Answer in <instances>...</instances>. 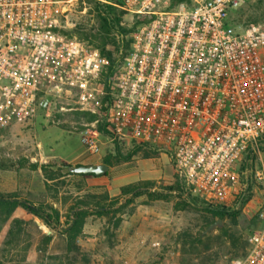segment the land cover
<instances>
[{"label": "built area", "instance_id": "2783aa9c", "mask_svg": "<svg viewBox=\"0 0 264 264\" xmlns=\"http://www.w3.org/2000/svg\"><path fill=\"white\" fill-rule=\"evenodd\" d=\"M76 1L0 0V139L74 98L85 156H164L187 198L252 213L225 264H264V27L229 28L255 0H94L131 18L110 58L61 32Z\"/></svg>", "mask_w": 264, "mask_h": 264}, {"label": "rangeland", "instance_id": "374dc122", "mask_svg": "<svg viewBox=\"0 0 264 264\" xmlns=\"http://www.w3.org/2000/svg\"><path fill=\"white\" fill-rule=\"evenodd\" d=\"M95 3L77 0L67 17L61 19V32L92 47L99 44L103 35L99 33ZM130 20L129 15L123 16L121 27L129 30ZM257 25L264 27V0H255L230 14L232 31ZM120 35L114 31L107 36L106 51L125 47L129 34L122 35V43L115 39ZM73 101L65 97L62 111L49 119L38 113L31 122L15 127L0 139V195L52 207L59 213L60 226L47 227L19 206L0 207V264L27 260L44 264H225L242 254L245 238L255 224L252 213H240L222 222L221 228L204 233L216 219L201 203L193 205L183 194L166 190L174 186L173 171L164 156L151 154L146 148L109 168L103 184L86 181L87 177H79V182L74 181L75 177H65L46 183L39 169L31 170L32 164L59 167L68 164L57 159L69 161L76 157L78 164L71 166L101 163L110 155V149L104 147L100 156H85L78 132L92 117L75 110ZM117 147L126 156L135 146ZM146 183L152 184L150 192L166 198L153 200L143 195L125 206L119 189ZM118 198L107 217H98L88 209L79 226L77 247L69 245L63 231L74 220L68 217L70 208L78 202L88 205L84 209L93 208ZM13 222L19 226H13ZM45 237L50 240L45 241ZM34 244L36 254L29 252Z\"/></svg>", "mask_w": 264, "mask_h": 264}, {"label": "trees", "instance_id": "16d2710c", "mask_svg": "<svg viewBox=\"0 0 264 264\" xmlns=\"http://www.w3.org/2000/svg\"><path fill=\"white\" fill-rule=\"evenodd\" d=\"M95 12L97 16V21L99 25V33H101L103 36L100 37V43L97 45H93L94 48L98 49L101 54H104L108 58L111 57L112 52L105 50V45L107 44V36L111 34L114 31H118L122 35L128 34L130 30H126L120 26V22L122 21L123 13L111 8V7H105L99 5L97 2L95 3ZM129 41L127 40V43L125 46H128ZM91 119V118H90ZM89 119V120H90ZM142 149V146H135L133 150L127 154L126 156H122L120 153V150L117 146L114 147V150L112 152L113 156H107L105 157L101 163L107 165L109 168H111L114 164H117L119 162H125L128 159H130L131 155L136 154L138 151ZM151 154H155L151 152ZM158 155V154H157ZM56 166L44 164L37 166V164H32L29 166L31 170H37L39 169L41 172V175L46 183L56 181L60 178L65 177H95L93 175H64L61 174L60 169H55ZM109 175V171L106 172L104 175H101V177H107ZM152 184L146 183L143 184V186H132V185H126L119 189V196L120 198L124 199V205L128 206L133 203V201L143 195H147L150 199L153 200H161L165 199L166 196H161L157 192L153 191L150 192L152 189ZM166 190L169 193H181L184 194V192L179 188L177 183H174V186L166 188ZM103 198H106L105 196ZM118 199H115L112 202H109L107 205H102L101 203L96 204L93 208H82L87 207L88 205L82 206L83 202H78L75 207L70 208V212L68 214V217H72L74 220L71 221V225L69 228L65 229L63 232L66 235L68 239V243L72 247L75 246V240L79 233V226L82 221V219L86 216L88 213V209L90 211H93L94 214H96L98 217H107L111 209L114 207V205L118 204ZM188 200L191 201L190 203L193 205H197L198 201L194 198L188 197ZM14 206H19L22 209H24L28 214L38 218L43 222V224L47 227H51L52 225H55L56 228L59 226V213L58 211L54 210L50 206H34L33 204L29 203L28 201H17L14 195H6L2 196L0 195V207H7L11 208ZM206 211L210 213L216 220H220L224 222L226 219H234L237 214L232 213H226L223 210L219 209H208L206 208ZM19 226V224L16 222H13V226ZM223 232V231H222ZM226 235V233H223ZM7 235L10 237L12 236V230H9ZM10 240V239H9ZM45 241H49L50 237H45ZM245 247V244H244ZM29 248V246L27 247ZM244 250V249H243ZM242 255V254H241ZM239 257V256H238Z\"/></svg>", "mask_w": 264, "mask_h": 264}, {"label": "water", "instance_id": "95a60500", "mask_svg": "<svg viewBox=\"0 0 264 264\" xmlns=\"http://www.w3.org/2000/svg\"><path fill=\"white\" fill-rule=\"evenodd\" d=\"M55 169H60L64 175H93L95 177L104 175L109 171V167L103 163H95L90 165H64L55 167ZM223 225L222 221L216 220L213 224H211L204 233H210L214 230V228H221Z\"/></svg>", "mask_w": 264, "mask_h": 264}, {"label": "crops", "instance_id": "0c3cea01", "mask_svg": "<svg viewBox=\"0 0 264 264\" xmlns=\"http://www.w3.org/2000/svg\"><path fill=\"white\" fill-rule=\"evenodd\" d=\"M57 160H59V162H62V163L68 164V165L78 164V161H79L78 157L70 159L69 161H63L62 159H57ZM107 177H101V176H98V177H87L86 181H88V179H91L92 182L102 183L103 184ZM74 179H75L74 181H77V182L80 181L79 177H75ZM59 196H60V194H59ZM54 207H56V205H54ZM47 234H48V232H47ZM32 250H33V252H32ZM35 250H36V244H34L33 247H31L29 252L35 253ZM38 252L40 253V251H38ZM19 264H44V263L41 260H32V261L27 260V261L19 263Z\"/></svg>", "mask_w": 264, "mask_h": 264}]
</instances>
